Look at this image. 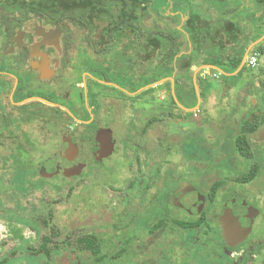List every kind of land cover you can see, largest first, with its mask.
I'll return each mask as SVG.
<instances>
[{"label": "flooded vegetation", "instance_id": "obj_1", "mask_svg": "<svg viewBox=\"0 0 264 264\" xmlns=\"http://www.w3.org/2000/svg\"><path fill=\"white\" fill-rule=\"evenodd\" d=\"M186 39L264 47V0H0V157L42 152L43 183L67 185L57 167L128 159L127 264H264V97L202 170L201 109L177 94Z\"/></svg>", "mask_w": 264, "mask_h": 264}, {"label": "rangeland", "instance_id": "obj_2", "mask_svg": "<svg viewBox=\"0 0 264 264\" xmlns=\"http://www.w3.org/2000/svg\"><path fill=\"white\" fill-rule=\"evenodd\" d=\"M187 51V46L185 45ZM260 58L262 57L259 56ZM258 70V69H257ZM216 73L207 72L208 86L218 91L211 95L209 105L201 108V130L199 149L201 169L213 166L214 160L206 157L208 153H219L218 140L234 137L230 121L241 123L246 116L260 111L259 104L248 102L241 106V95H232V86L245 85L252 71L246 69L234 80H218ZM264 79L258 80L263 89ZM254 88V86H251ZM203 106V105H202ZM241 107V108H240ZM242 119V120H241ZM233 132H229V131ZM226 154L235 151L233 142L226 141ZM222 147V146H221ZM174 150L178 146L173 147ZM45 153H48L46 150ZM42 154V152H41ZM36 154L16 157L21 162L33 164V169L42 168L48 173L52 170L53 157ZM0 157V260L5 264H127L129 253H119L129 248L130 227V174L128 159L113 157L105 167L91 166L82 175L72 177L65 184L63 177L55 176L44 182L34 174L26 188L13 191L18 183H8L14 175V163L9 158ZM5 161V162H4ZM7 165V167H4ZM32 169V170H33ZM209 178L218 179L208 175ZM13 181V180H12ZM8 183V184H6ZM34 183V184H32ZM4 192V193H3ZM17 231V234L12 232ZM123 233V234H122ZM69 237V238H68ZM96 239L101 246L97 261L89 250H81L79 239ZM49 239L47 248L41 246ZM48 251V255L46 254ZM120 255V258L118 256ZM143 264V261H140Z\"/></svg>", "mask_w": 264, "mask_h": 264}, {"label": "trees", "instance_id": "obj_3", "mask_svg": "<svg viewBox=\"0 0 264 264\" xmlns=\"http://www.w3.org/2000/svg\"><path fill=\"white\" fill-rule=\"evenodd\" d=\"M232 29L236 30V25H234ZM189 31L190 30L188 28L185 29L186 35L189 34ZM185 45L187 46V51L185 50V56L183 58V74L180 77V81L177 80L179 85V91H177V94L180 99L183 98L184 104H186L187 107L193 108L198 104V98L193 84L192 69L201 65H213L222 69L226 74H233L240 67L248 44L226 46L209 43L203 44L199 42H192L190 39H186L184 48ZM216 45H218V47H216ZM217 50L218 53H216ZM255 50L258 52L259 56H264L263 45L257 46ZM214 57H218L219 60L214 61ZM169 63H171V61H169ZM171 71L172 70L169 71V74H171ZM244 71L245 68H243L236 76L222 75L221 77L232 80L234 82V80L240 77ZM198 83L200 86L201 97L203 98L200 78H198ZM262 85H264V81H262ZM258 128L259 125L256 123L250 125L247 128H243L241 131L243 133H255ZM229 132L233 131L230 130ZM238 147L241 151H244L245 149L240 140L238 141ZM10 159H12L14 163L15 173L14 175H12L13 180L18 183L20 187L26 188V183L28 181H31L30 178H32L34 174H38V170L33 169V164L21 162L20 160H17L16 157ZM48 242L49 239L47 238L46 242L41 246V252H43V250L47 248ZM79 246L81 250L91 251L95 257H98L97 261H102V258L99 257L101 246L96 239L88 237L81 238L79 239ZM46 254L48 255V251ZM120 255L121 254H119V256ZM0 264H5V261H0Z\"/></svg>", "mask_w": 264, "mask_h": 264}, {"label": "crops", "instance_id": "obj_4", "mask_svg": "<svg viewBox=\"0 0 264 264\" xmlns=\"http://www.w3.org/2000/svg\"><path fill=\"white\" fill-rule=\"evenodd\" d=\"M257 46H259V45H257ZM257 46L251 48L252 44H248V46H247V48L245 50V53H246L250 49L248 59L250 57H252L253 55H259L258 52L255 50ZM216 47H218V45H216ZM216 53H218V50H217ZM213 60L216 61V60H219V59H218V57H214ZM260 61H261V67L258 70H253V69L249 68L247 66V63L244 65L243 68H245V70L249 69L250 71H252V75H249L248 81H247V83L245 85L239 87L238 85L234 84L232 86V90L230 91V93L232 95H234V97L236 95H238V96L241 95V97H242L241 106H246L247 107L248 102H250V103H254L255 102V104H257V103L260 104L261 100L264 97V88L263 89H259V87L257 85L259 79H264V56H262L260 58ZM204 66H206V65H201L199 67H194L192 69V71H193V78H192L193 79V84H194V87H195V84L198 86L199 91H200V86H199V83H198V78H200V80H201L200 84H201V88H202V91H203V98L201 97V101H200L199 105L197 104V108H200V109L202 107H205L204 109H206V107L210 103L211 95L219 94V93H217L218 91L212 90V88H210L208 86V82L209 81L207 80V78H205L206 76H204V75L207 72H212V73L219 74L220 78H218V80H221L222 79L221 76L223 75V74H221L220 72H218L216 70L209 69L208 67H204ZM208 66H210V65H208ZM211 66H213V65H211ZM215 67H217V66H215ZM236 75H231V74H227L226 75L225 74L223 76H236ZM166 81H168V85L169 86H172L174 84V82L171 81L170 78H167ZM252 85L254 86V88L251 87Z\"/></svg>", "mask_w": 264, "mask_h": 264}, {"label": "water", "instance_id": "obj_5", "mask_svg": "<svg viewBox=\"0 0 264 264\" xmlns=\"http://www.w3.org/2000/svg\"><path fill=\"white\" fill-rule=\"evenodd\" d=\"M257 45H258V43H254V44H252L251 48H253V47L257 46ZM249 51H250V49L245 53V55L243 57V61H242L241 65H240V67L238 68V70L235 73L231 74V75H236L237 73H239L242 70V68L244 67V65L247 62V59H248V56H249ZM204 67H208L209 69L216 70V71L220 72L223 75L226 74L220 68L215 67V66L206 65ZM166 80L167 79H165L164 81H166ZM170 80L174 82L173 78H170ZM195 90H196V94H197V98H198V105H199V103L201 101V94H200L199 88H198V86L196 84H195ZM173 94H174V92H173ZM187 111H189V110H187ZM65 142H66L65 143L66 145L69 144V142L67 143V140H65ZM83 167H84V165H82V164H79V165L75 166L73 169H63L61 167H57L56 174H63L64 176H66L68 178L77 177V176L82 175ZM39 172H40V174H44V172H43L41 167L39 168Z\"/></svg>", "mask_w": 264, "mask_h": 264}, {"label": "built area", "instance_id": "obj_6", "mask_svg": "<svg viewBox=\"0 0 264 264\" xmlns=\"http://www.w3.org/2000/svg\"><path fill=\"white\" fill-rule=\"evenodd\" d=\"M247 66L253 70H257L261 67V61L259 55H253L247 60ZM215 77L220 78L219 74H216Z\"/></svg>", "mask_w": 264, "mask_h": 264}]
</instances>
